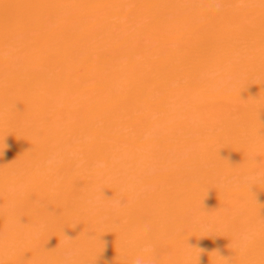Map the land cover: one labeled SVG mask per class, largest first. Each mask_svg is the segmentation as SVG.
<instances>
[{
	"label": "bare ground",
	"instance_id": "bare-ground-1",
	"mask_svg": "<svg viewBox=\"0 0 264 264\" xmlns=\"http://www.w3.org/2000/svg\"><path fill=\"white\" fill-rule=\"evenodd\" d=\"M216 2L0 0V264H264V0Z\"/></svg>",
	"mask_w": 264,
	"mask_h": 264
},
{
	"label": "clouds",
	"instance_id": "clouds-1",
	"mask_svg": "<svg viewBox=\"0 0 264 264\" xmlns=\"http://www.w3.org/2000/svg\"><path fill=\"white\" fill-rule=\"evenodd\" d=\"M216 10L219 11L221 8V4L219 3V0L216 2ZM100 167H103V164L99 165ZM250 170L251 174L249 176V179H251L253 182H264V169H261L258 167L257 161H256V152H253L250 155ZM140 192H136L135 195H140ZM123 206L122 201L120 200H114L112 201V207L119 209ZM259 224H264V219H260L258 221ZM256 229H250L246 232L241 233L238 236V247L241 252H244L247 250V248L250 246V244L253 242L255 236H256ZM71 237L65 236L66 241H71ZM219 259L224 262V264H230L231 257L223 256L219 254ZM131 264H155L154 261V251L150 246H146L141 250L140 254L135 255L131 259Z\"/></svg>",
	"mask_w": 264,
	"mask_h": 264
}]
</instances>
